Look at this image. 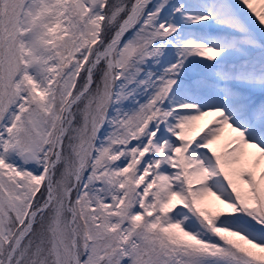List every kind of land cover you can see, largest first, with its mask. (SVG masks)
<instances>
[{
  "label": "snow or ice",
  "instance_id": "snow-or-ice-1",
  "mask_svg": "<svg viewBox=\"0 0 264 264\" xmlns=\"http://www.w3.org/2000/svg\"><path fill=\"white\" fill-rule=\"evenodd\" d=\"M0 264H264V0H0Z\"/></svg>",
  "mask_w": 264,
  "mask_h": 264
},
{
  "label": "rangeland",
  "instance_id": "rangeland-1",
  "mask_svg": "<svg viewBox=\"0 0 264 264\" xmlns=\"http://www.w3.org/2000/svg\"><path fill=\"white\" fill-rule=\"evenodd\" d=\"M210 201L214 200V198H209Z\"/></svg>",
  "mask_w": 264,
  "mask_h": 264
}]
</instances>
